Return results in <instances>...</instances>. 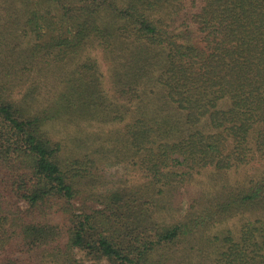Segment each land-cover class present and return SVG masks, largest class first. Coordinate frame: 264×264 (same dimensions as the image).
<instances>
[{
    "label": "trees",
    "instance_id": "1",
    "mask_svg": "<svg viewBox=\"0 0 264 264\" xmlns=\"http://www.w3.org/2000/svg\"><path fill=\"white\" fill-rule=\"evenodd\" d=\"M0 264H264V0H0Z\"/></svg>",
    "mask_w": 264,
    "mask_h": 264
},
{
    "label": "rangeland",
    "instance_id": "2",
    "mask_svg": "<svg viewBox=\"0 0 264 264\" xmlns=\"http://www.w3.org/2000/svg\"><path fill=\"white\" fill-rule=\"evenodd\" d=\"M15 23H17L16 20H15ZM48 39H49V36L45 35L42 41H47ZM98 51L99 50L94 49V51L92 52H94V54H97L98 61L103 66V70H105L104 63L100 59L101 54ZM121 126L123 127V125H120V127ZM97 170H98L97 172L102 176L104 180L103 188H110L112 184L122 183L125 180V178L127 177L129 178V175H133L132 176L133 178H131L132 180L135 177H137V174H138L136 172H133L132 170H129L125 165H122V164L103 163L101 166H98ZM245 173L248 176H251V175L254 176L255 174H258L259 173L258 166L252 165L250 167H247L246 169H244L243 171L239 173L238 172L232 173L231 176L229 177L230 182L231 183H235L237 181L239 182V180H242L244 178ZM202 177L203 176H201V178ZM246 218H249V217L240 216V217H234L232 219L226 220L223 223L218 224L215 228H213L212 234L224 235L226 234V232H228V230L232 231L233 233H237L240 230L242 223L246 221Z\"/></svg>",
    "mask_w": 264,
    "mask_h": 264
}]
</instances>
